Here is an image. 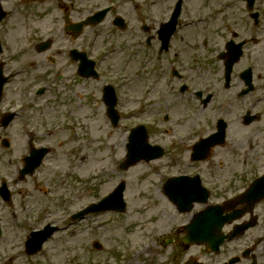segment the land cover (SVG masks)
<instances>
[{
    "label": "flooded vegetation",
    "instance_id": "obj_1",
    "mask_svg": "<svg viewBox=\"0 0 264 264\" xmlns=\"http://www.w3.org/2000/svg\"><path fill=\"white\" fill-rule=\"evenodd\" d=\"M19 1L22 0H0V8L2 12H6L5 17L11 15L13 9H4L2 4H17ZM54 1H57L54 3L55 9L62 17L65 32H70L67 26L77 24L105 9L101 24L110 20V24L117 28L114 20L119 18L124 21L125 34L130 32L132 36H137L141 32L143 35L135 44L136 56L140 59L143 71L150 68L153 71L159 70L160 74L165 70L171 73V92L173 90V97H176L171 104L172 116L181 115V111L186 112L193 126L181 133L174 129L177 136H174L171 143L174 151L171 163L184 176L198 174L208 189L206 204L192 203L189 213L178 212L172 204L176 213L186 216L185 221L167 236L188 253L180 264H264V0H228L221 5L224 9L219 14L224 17L220 31H225L226 38L222 48H213L212 62L207 58L209 48H188L191 57L188 50L170 48V45L167 51L162 52L159 32L162 23L169 20L178 0ZM192 1L181 0L178 25L179 19L184 18L190 9L194 12ZM204 1L199 0V3ZM234 5L238 7L239 17V14L231 17L229 11ZM196 8L205 12L203 6L198 5ZM242 10H245V19L242 17ZM42 11L44 9L40 10ZM50 13L51 9L48 8L43 18ZM74 13L83 16L72 20ZM157 19L161 21L154 23ZM197 19L202 22L199 29L205 33L208 20L204 19V13H199ZM131 20L138 24L132 26ZM23 26L28 32L29 41L33 42L31 48H14V52H10L13 48H0V71L6 78L0 92V146L10 150L13 157L17 143L24 138V150L17 151L15 160L9 159L10 162L5 166L0 164V236L3 238L2 226L13 223L4 218V211L8 207L13 208L19 184L27 183L40 170L47 156L55 152V148L49 144L48 134L52 129H49V119L43 114L44 107L40 106V101H47L45 106L52 112H60L62 109L72 111L75 99L69 101L63 96L68 95L66 90H69L73 92L74 98L82 99L83 95L76 93L74 86L83 81L92 84L91 95L98 93V99L94 100L98 106V100L103 104L102 88L99 91L92 82L102 81L103 86L110 74L105 73L100 66L106 54L97 56L102 49L95 48L99 35L96 31L90 34L86 31L87 27L93 25L84 27L77 37L70 34L73 42L80 40L70 48H52L53 38L38 39L29 30L27 23ZM56 28L59 29L60 24ZM245 29L247 36L242 37ZM83 33L89 35L87 40L81 38ZM46 39L49 40V47L41 48V43ZM170 42L172 43V39ZM206 42L203 41L201 45L206 46ZM237 44H241V48H232ZM133 50L130 51L131 56H134ZM7 51L10 56H5ZM83 54L93 62L96 75H83L79 71ZM14 60L22 65H13L7 69L4 67ZM25 74H28L25 78L29 83L28 87L34 85V88L10 98L6 85ZM61 87L65 88L64 94L55 97ZM52 98L54 101L50 100ZM178 105L181 106L180 111ZM93 107L96 109L95 105ZM53 129L61 130L59 124ZM218 132L222 138L218 145L209 149L202 145L194 152L195 142ZM58 146H62L61 141ZM193 154L195 158H192ZM26 157L31 162L40 160V164L31 173L20 172L25 166ZM12 161L15 163L12 168L14 175L9 172ZM210 175L214 179L211 180ZM251 186L253 189L249 197L238 203L237 198ZM211 205H222L223 215L227 216L249 210L225 224L224 232L245 224L252 226L239 236L225 241L217 252L209 251L205 245L184 246L178 243L182 227ZM10 218L14 219V213ZM24 254L26 257L38 255Z\"/></svg>",
    "mask_w": 264,
    "mask_h": 264
},
{
    "label": "rangeland",
    "instance_id": "obj_2",
    "mask_svg": "<svg viewBox=\"0 0 264 264\" xmlns=\"http://www.w3.org/2000/svg\"><path fill=\"white\" fill-rule=\"evenodd\" d=\"M226 2L228 0H205L200 3L199 0H193V15L198 17L199 13H204V19L208 20L206 32H202L200 26H192L191 31H185L183 37L193 40V45L188 46V41L184 42L182 39L180 42L176 41V48L188 52L190 46L209 48L207 58L210 62L214 61L211 57L213 48H222L226 38L225 31H220L224 16L219 14V6ZM54 3L57 1L22 0L17 4H2L4 9H13L10 17L0 26L2 48H13L10 52H14V48H25L24 44L30 38L27 37L25 29L23 31V20L29 24V30L35 33L34 37L53 38L52 48H70L75 45L74 42L78 43L80 40L73 42L71 33L63 30L62 17ZM198 5L203 6L205 12L197 10ZM48 8L51 13L43 18ZM237 8L234 5L229 11L231 17L237 14L240 16ZM42 9L44 11L40 12ZM244 12L242 10L243 19ZM82 16L74 13L72 20ZM109 21L87 27L86 31L89 34L92 31L97 32L99 36L95 48H102L106 54L101 68L105 73H111L106 80L116 85L119 94L116 104L120 113L119 123L115 128L111 126L103 104L98 100L97 106L94 102L98 99V93L91 95L93 86L87 82L82 81L74 86V91L83 95L82 99L74 98L73 92L66 90L68 95L63 98L76 101L72 111L62 109L60 112H52L45 106L47 101H40V106L44 107L43 114L49 119V129H52L46 134L49 135V144L55 148V152L47 156L40 170L27 183L19 184L13 210L8 207L4 211V218L13 223L2 226L4 238L0 236V264H46L41 254L26 257L20 252V241L28 235L29 224L38 220L39 225L45 218L60 227L44 245L58 264H180L188 256L176 244H162L170 232L185 221L186 216L176 213L162 194L163 182L158 172L175 171L171 163L174 151L170 137L177 136L174 129L177 133L190 130L193 127L191 119L183 111L181 115L173 116L170 121L175 125L170 133L165 130L168 125L163 122L155 126L148 125L149 141L163 143L169 149L157 160L140 161L126 169L119 167L125 158L130 127L138 122L149 124L157 113L165 108L171 109L172 100L176 97H173V90L171 92L170 74L164 77L162 83L156 71L150 68L143 71L138 57L130 55L131 50H137L135 44L142 39L141 32L137 36H132L130 32H119ZM58 24L59 29L56 28ZM137 24V21L131 20L132 26ZM244 32L242 37L247 36L246 29ZM81 38L87 40L89 35L83 33ZM201 41H207L206 46L203 47ZM108 50H111L110 53L106 52ZM10 52H5V56H10ZM17 64L22 65L14 60L4 67L7 69L13 65L18 66ZM28 74L19 76L15 82L6 85L10 98L34 88V85L28 87L29 83L25 79ZM92 83L100 91L102 81ZM61 88L55 97L64 94L65 88ZM144 89L149 91L147 98L144 97ZM139 94L144 97L139 100L141 102H128L130 97L138 100L136 96ZM54 98L50 100L54 101ZM178 107L180 111L181 106ZM57 124L60 125V131L53 129ZM60 141L62 146H58ZM19 150H24V138L17 143L13 157L10 150L0 146V164L5 166L10 162L9 159L15 160ZM14 165L12 161L9 169L11 175H14ZM139 166L140 169L137 168ZM210 179L214 177L210 175ZM120 180L125 182V212L88 214L78 223L70 224V213L97 200L99 196H104ZM11 211L16 213L15 219L10 218ZM14 223L17 224L16 227ZM95 240L102 244V249L93 248L92 243Z\"/></svg>",
    "mask_w": 264,
    "mask_h": 264
},
{
    "label": "water",
    "instance_id": "obj_3",
    "mask_svg": "<svg viewBox=\"0 0 264 264\" xmlns=\"http://www.w3.org/2000/svg\"><path fill=\"white\" fill-rule=\"evenodd\" d=\"M136 130L141 132V128H137ZM140 145L142 148H145V146H146V143L144 140V135H143V142H140ZM139 152L140 151H136V153H134V154L132 153L129 155L128 164L134 163L142 157L145 159H149L148 157H150V156H148V155L146 156L144 153L141 154ZM122 189H123V184L119 185L118 188L114 192H112L109 196L102 199L97 204V206L96 205H93V206L95 207V209H99V210L116 209L118 211H123L125 204H124V201L122 199ZM93 206H91V207H93ZM86 211L87 210H84L83 213H85ZM205 231H207V228ZM222 239L223 238H219L217 241L210 243L209 246L212 248H216L218 246V244L221 243Z\"/></svg>",
    "mask_w": 264,
    "mask_h": 264
},
{
    "label": "bare ground",
    "instance_id": "obj_4",
    "mask_svg": "<svg viewBox=\"0 0 264 264\" xmlns=\"http://www.w3.org/2000/svg\"><path fill=\"white\" fill-rule=\"evenodd\" d=\"M138 169H140V166L139 167H137Z\"/></svg>",
    "mask_w": 264,
    "mask_h": 264
}]
</instances>
